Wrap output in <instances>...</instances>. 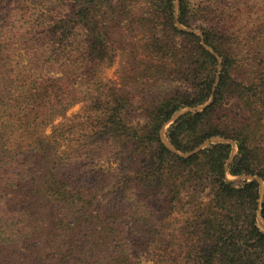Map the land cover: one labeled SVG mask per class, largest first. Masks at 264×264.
I'll return each instance as SVG.
<instances>
[{"label": "trees", "instance_id": "16d2710c", "mask_svg": "<svg viewBox=\"0 0 264 264\" xmlns=\"http://www.w3.org/2000/svg\"><path fill=\"white\" fill-rule=\"evenodd\" d=\"M257 211L264 0H0V264H264Z\"/></svg>", "mask_w": 264, "mask_h": 264}, {"label": "rangeland", "instance_id": "374dc122", "mask_svg": "<svg viewBox=\"0 0 264 264\" xmlns=\"http://www.w3.org/2000/svg\"><path fill=\"white\" fill-rule=\"evenodd\" d=\"M9 1V3H13L15 6H17L18 5V3L20 2V0H8ZM205 1V0H204ZM6 4V3H5ZM8 5V4H7ZM76 42H78V39H76L75 40V43ZM116 66H117V58H114L113 59V61H112V63L110 64V66H108V67H106V68H104L103 70H102V76H103V78H105V79H107V80H110V81H115L116 80V75H115V70H116ZM80 106H81V104H77V105H74L72 108H70L67 112H66V116L67 117H70L71 116V114H74V113H76L78 110H79V108H80ZM188 109H184L183 111L185 112V111H187ZM59 121V119L58 120H56L54 123H57ZM133 122H134V124H137V125H140V124H142V122H143V119L142 118H140V117H135L134 119H133ZM171 122V121H170ZM170 122L168 123V124H170ZM167 127V125L166 126H164L163 128H162V130H161V138L163 137L162 136V132H163V130L165 129ZM49 132V129L46 131V133H48ZM209 142H217V141H209ZM232 153H231V156H230V159L234 156V154H235V147H234V145L232 144ZM100 164H102V161L100 162ZM103 166H107V164L106 163H103ZM225 179L227 180V181H235L236 183H238V182H240V181H242V180H244V179H249L248 177H237V178H233V177H230V176H228V175H226L225 176ZM262 191H263V184L261 183V182H259V192H260V195L262 194ZM206 194H207V192H205V194L204 195H201V196H206ZM204 200V199H203ZM259 212L257 211V213H256V223H257V226H258V228L264 233V226H263V224L261 223V220L259 219V214H258ZM179 215V214H178ZM140 264H152V258H151V256H142L141 258H140Z\"/></svg>", "mask_w": 264, "mask_h": 264}, {"label": "water", "instance_id": "95a60500", "mask_svg": "<svg viewBox=\"0 0 264 264\" xmlns=\"http://www.w3.org/2000/svg\"><path fill=\"white\" fill-rule=\"evenodd\" d=\"M184 111H181V112H179L178 114H176L175 116H173L172 118H171V120L170 121H173L174 119H176L180 114H182ZM221 141L220 139H210V141ZM208 142H206L204 145H206ZM243 177V176H242ZM260 193V192H259Z\"/></svg>", "mask_w": 264, "mask_h": 264}]
</instances>
